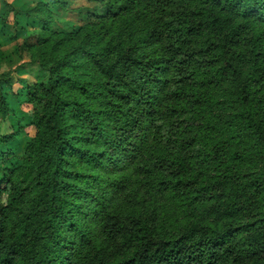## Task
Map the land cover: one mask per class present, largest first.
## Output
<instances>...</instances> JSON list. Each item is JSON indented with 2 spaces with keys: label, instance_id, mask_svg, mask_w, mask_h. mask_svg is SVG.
<instances>
[{
  "label": "trees",
  "instance_id": "1",
  "mask_svg": "<svg viewBox=\"0 0 264 264\" xmlns=\"http://www.w3.org/2000/svg\"><path fill=\"white\" fill-rule=\"evenodd\" d=\"M92 1L76 32L26 11L48 78L27 87L36 132L0 176V264H264V0ZM2 2L4 22L18 9ZM245 68L216 122V89Z\"/></svg>",
  "mask_w": 264,
  "mask_h": 264
},
{
  "label": "rangeland",
  "instance_id": "2",
  "mask_svg": "<svg viewBox=\"0 0 264 264\" xmlns=\"http://www.w3.org/2000/svg\"><path fill=\"white\" fill-rule=\"evenodd\" d=\"M6 1L17 8L18 12L9 14L5 21L2 22L3 12L6 6L0 0V74L9 72L10 76V84L8 86L1 85V90L7 100L8 112L3 119H0V136H11L5 143H0V176L3 175V172L8 174L17 168L18 159L25 143L36 132L32 123L33 104L27 98V87L32 84L43 83L48 78V73L42 70L37 62L32 60L31 53L28 51V48L33 45H41L37 40L41 32L44 31L41 28L39 18L28 17L26 11L35 4H41L44 10L37 12V15L40 17L41 14L45 16L48 13L52 19L47 32H76L83 23L87 22L88 18L85 15H80L76 11H72V9L81 5H91L94 3L92 0H66L67 6L65 9H62L56 4H53L51 0ZM30 50L37 53L39 48L31 47ZM245 70L248 69L232 71L216 89L215 97L219 100V105L214 112L215 115L220 113L218 117L214 118L216 122H219L231 111L232 98L230 91L243 80ZM262 163L263 158L259 157V165ZM257 166L258 163L257 165L249 163L246 169L254 170ZM96 172L97 177L100 176L99 178H94L97 182L106 180L108 175L107 170L98 168ZM97 191V187L90 189L91 194H96ZM5 197L6 195L4 193H0V201L3 203H5ZM146 198V202L134 205V209H138V213H135L133 208L130 207L127 210L128 214L138 216L139 214H143L144 211L150 210L151 199L149 197ZM159 210L163 211L165 209L159 208ZM261 213L262 215L259 214L255 219L261 220L264 218V205L261 207ZM81 226L82 228L90 230L92 222H89L84 217L81 221Z\"/></svg>",
  "mask_w": 264,
  "mask_h": 264
}]
</instances>
